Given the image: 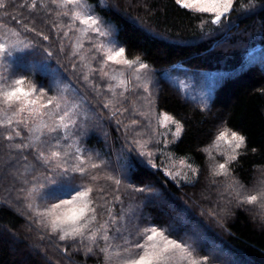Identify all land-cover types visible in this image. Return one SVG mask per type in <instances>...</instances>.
Listing matches in <instances>:
<instances>
[{
	"label": "trees",
	"instance_id": "trees-1",
	"mask_svg": "<svg viewBox=\"0 0 264 264\" xmlns=\"http://www.w3.org/2000/svg\"><path fill=\"white\" fill-rule=\"evenodd\" d=\"M5 3L9 7L0 10L1 25L18 29L22 37L39 43L40 37L24 32L13 17L25 22L35 21L37 30L51 37L50 42L44 43H53L58 50L59 41L53 25L61 24L62 17L49 10L54 9L50 0L45 9L39 8L40 0H37V8L31 12L21 7L30 4L31 0H5ZM88 3L93 6L94 13L113 28L114 37L126 49L127 58L139 57L155 74L176 65L192 70L226 71L206 110L182 99L178 90L167 81L160 79L157 84V110L167 111L184 125L171 152L188 158L198 169L197 178L190 185H175L161 170L144 164L127 152L129 139L116 125L103 123L86 134L75 133L86 150L85 155L87 152L94 156L99 154V160L108 164L105 171L92 170V174L99 177L95 186L104 190L94 193L99 205L97 226L107 219L109 207L114 215L123 217L118 223L119 232L116 227L108 230L110 236L116 237L109 241L115 248L116 245L124 247L123 236L135 243L140 231L152 224L162 229L174 228L172 238L191 243L193 236L187 228L189 224H195L207 242L195 243V254L209 256V264H264V210L259 205H238L235 193L230 195V189L226 187L234 177L244 186L245 193L252 194L264 180V71L256 64L239 68L248 50L264 46V0H255L254 7L245 10L240 5L247 4V0H235L229 19L222 20L219 26L212 25L207 14L179 8L175 0H88ZM202 20L207 21L203 26ZM59 34L63 37L61 31ZM63 42L64 55L54 56L48 63L96 106L98 101L107 98L99 78L89 76L102 91L98 96L83 80L85 68L78 59H75L76 69H72L67 58L71 51L68 39ZM41 60L42 56L35 53L26 57L29 64ZM16 74L19 75L20 70L17 69ZM26 74L38 83L47 85L49 82V77L39 71L33 75L30 69ZM98 114L101 115V111ZM223 126L246 137V146L229 165L228 177L213 176V167L206 158L208 147ZM19 130L26 140L27 130L23 126ZM4 134L5 130L0 129V264H117L116 260L105 261L99 250L104 241L85 254L84 244L58 241L37 223L21 191L26 189L27 171L36 169L35 164L38 166L36 153L32 149L19 152L10 148V144L24 140L13 134V140L6 141ZM126 157L133 166L117 192L116 186L104 178L105 173L114 174L124 165V160L126 163ZM79 182L82 181L77 174L74 183ZM140 187L146 190H135ZM117 195L119 201L115 200ZM159 197L165 201V206L158 202ZM176 213L188 224L178 223L174 218ZM134 218L138 220L136 223L129 222ZM209 244L213 250L208 249ZM215 247L228 259L220 258V251L215 253Z\"/></svg>",
	"mask_w": 264,
	"mask_h": 264
},
{
	"label": "snow or ice",
	"instance_id": "snow-or-ice-1",
	"mask_svg": "<svg viewBox=\"0 0 264 264\" xmlns=\"http://www.w3.org/2000/svg\"><path fill=\"white\" fill-rule=\"evenodd\" d=\"M48 3L49 0H40L38 6L45 9L48 8ZM50 3L54 9L49 10H54L57 17L68 18L66 25H53V29L57 32L56 40L59 41L58 50L53 43L47 45L44 43L50 42L51 37L37 30L34 26L35 21L25 22L13 17L17 25H22L24 32L40 37L39 43L22 37L18 29L0 25V129L5 130L3 138L6 141H12L13 134L24 140L19 130L20 126H23L28 133L27 139L22 143L10 144L9 147L19 152L32 149L36 153L35 160L44 169L32 177L30 186L21 189L28 209L39 217L37 223L47 229L51 235L56 236L59 241L75 242L79 239L82 245L87 241L85 254L93 251V246L97 245L98 240H103L104 246L99 250L103 253L106 262L117 260L119 264H209V256L198 257L195 254V239L188 243L172 238L171 233L175 231L174 228L162 229L152 224L140 231L135 243L125 238L124 247L116 245L113 248L109 241L116 237L110 236L108 230L109 227H116L119 232L118 223L123 217L114 215L109 207L107 219L99 222L97 226L99 205L94 199V193H102L104 190L95 186L94 182L99 177L92 174V170L102 166L107 167V162L99 160V154L95 157L91 153L85 155L86 150L80 146L79 137L75 135L74 129L77 128L78 123H81V117L87 119V100L65 82L63 76L49 72L48 62L54 56H63L64 39L74 36L71 39V51L67 54V58L72 63L73 70L77 67L76 58L79 59L81 66L88 69L83 75V80L99 96L101 94L99 85H94L89 79L90 74L96 69L92 68L86 55L82 54L84 41L88 40L91 44L92 59L102 58L99 72L102 79L107 78L109 81L106 90L111 93V98L105 99L104 108L115 109L111 112L112 115H116L119 111L116 106L122 103L118 97L124 98L126 92L133 87V79L136 82L134 87L142 88L144 93L151 96L149 65L142 62L139 57L127 58L126 49L118 46L112 38L111 27L93 13L88 0H50ZM234 3L235 0H175V4L181 9L207 14L210 23L214 26H219L222 20L229 19ZM254 3L255 0H247V4L241 3L240 7L242 10L250 9L254 7ZM8 7L9 4H6L5 0H0V10H7ZM21 7H26L29 12L34 11L37 8V0H31L30 4ZM206 22L202 20L201 25ZM5 28L7 31H4ZM60 31H63V37L60 36ZM33 53L41 55L42 60L39 63L33 61L29 64L26 62V57ZM110 64L130 70L132 79L126 78L125 71L107 70ZM17 69L20 70L19 75L16 74ZM30 69L33 75L39 71L45 76H50L48 84L38 83L30 78L26 74ZM117 89L121 91L118 93ZM139 115L148 120L149 128L153 120L156 121L158 128L174 125L175 131L171 133L173 142L179 139L183 132L184 125L180 120L167 111L157 113L152 103H148L146 111H139ZM139 123L136 119L131 120V126ZM125 131H128V126L125 127ZM152 131L160 135L165 144L168 143L166 134L158 133L156 129ZM146 135H148L147 131L137 133L132 138L131 145L140 157H146L148 163L156 167L152 160L153 151L149 147L151 137L145 139ZM45 136L48 137L47 141L44 139ZM52 140L55 141L54 144L50 143ZM46 144L48 147L45 150ZM214 145L217 148L225 145L227 151L224 153V162L216 164L212 174L228 177L229 165L237 160L240 155L239 150L246 146V137L232 128L223 126L215 136ZM24 159L27 157L25 156ZM97 160L99 162H96ZM185 160L186 158H181L180 164L190 169L192 177H196L198 169L186 164ZM132 166L130 158L126 157L124 165H121L114 174L105 173L104 178L111 181L118 192L119 186L127 178ZM77 174L82 181L79 185L74 184ZM165 175L172 179L182 178L188 183L192 182L188 173H182L180 170L165 169ZM25 183L29 182L25 181ZM226 187L230 189V195L235 193L238 205H259L264 210V180L259 182V186L252 194L245 193L244 186L234 177ZM135 190L144 192L146 189L140 187ZM100 199H103V196ZM119 199V195L115 196L116 201ZM38 200L55 202L41 211L36 203Z\"/></svg>",
	"mask_w": 264,
	"mask_h": 264
},
{
	"label": "rangeland",
	"instance_id": "rangeland-1",
	"mask_svg": "<svg viewBox=\"0 0 264 264\" xmlns=\"http://www.w3.org/2000/svg\"><path fill=\"white\" fill-rule=\"evenodd\" d=\"M91 7L93 10L92 5H91ZM93 13H94V11H93ZM60 22H61V24L66 25L68 23V18L62 17ZM104 23L106 25L110 26L106 22H104ZM4 31H7V29H4ZM111 32H112V38L116 41V39L114 37V30L112 27H111ZM61 35L63 36V31H61ZM72 38H74V36H72L70 38H66V39H68V46L70 47V49H71V39ZM117 44H118V42H117ZM84 45H85V47L82 50V54L86 55L88 62L91 64L92 68L96 69V71L92 72L91 74L94 76V78H96V77L99 78V80L101 82V88L103 90V93L104 94L106 93L107 98H111V93L107 92V90H106V85L109 83V81L107 80V78L102 79L100 72H99L100 59H102V58L97 57V59L93 60L92 59V52L90 51V49H91L90 42L88 40H85ZM118 46H120V45L118 44ZM76 59H78V58H76ZM250 64H256L259 66V68H261L264 71V46L255 47L253 49L248 50L246 52L245 57H244V61L239 68H245ZM112 69L125 71L126 78L132 79V72L130 70L124 69L120 65H111L110 64L108 66L107 70H112ZM48 71L49 72H56L58 76H63L57 69L53 68L52 66H50L48 68ZM85 72H88L87 68H85ZM225 72L226 71L222 70V69L192 70V69L186 68L183 65H176V66H174L172 68H168V69H166V70H164L158 74H155L152 70L149 69V74L151 77V83L149 85V87L151 89V96H148L146 93H144L142 88L134 87L136 82L133 79L132 80L133 87H131L130 90L128 92H126L125 97L124 98L118 97V99H121L122 103L118 104L116 106V108L119 109V111L116 112V115L111 114V112L114 111L115 109H111V108L105 109L104 108L105 100H102L100 102L98 101L97 102L98 104H96V106H94L93 104H90L91 102L88 101L83 96L84 94L82 95L81 92L78 89H76L77 92H79L80 96L84 97L87 100V119H84V117H81L80 118L81 123H78L77 128L74 129V132L76 133V135H80L82 133L86 134V133H88V130L92 131V128L96 129L100 126V124L102 126L103 123L105 125H113V126L116 125V128H120V130H122V132H125L124 133L125 136L127 137V139H129L128 140L129 142L127 143V146H128L127 152L134 154V156L137 157L138 159H140L144 164L150 165L152 167V165L148 163L147 158L146 157H140L139 153L134 150V146L131 145L132 138L137 133L147 131L148 135H146L144 138L148 139L149 137H151V142L149 144V147L153 151L152 160H153V163H155V165H156V167H153V168L161 170L164 175H165V169H169L172 171L180 170L182 173L187 172L189 175V179L192 181L191 183L186 182L182 178L172 179L166 175L165 176L177 186L190 185L196 180L197 176L192 177L190 169H187L186 167H184L183 165L180 164V159L186 158V157H178V156H175L173 154V152H171V146L178 140L177 139V140H175V142H173V137L171 135V133L173 131H175V126L169 125L166 128H158L156 121L153 120L151 127L149 128L148 120L143 119L139 115V111H141V110L146 111L148 103H152L155 111L157 113L159 112L156 108V96H157V91H158L157 90V86H158L157 84H158V81L160 79L167 81V83H169L172 87L177 89L180 96L182 97V99H184L187 102L192 103L193 105L199 107L202 110H206L209 108L214 90L217 87L218 82L220 81V78L223 76V74ZM48 77L50 80L51 77L50 76H48ZM64 80H65V82L68 81L65 78H64ZM181 86H183V90H181ZM120 91H121L120 89H117L118 93ZM134 109H135V111H134ZM99 111H101V115L98 114ZM133 119L138 120L140 123L136 126H131V120H133ZM126 126H128L127 132L125 131ZM153 129H156V131L158 133L166 134L168 143L165 144L163 142L162 137L160 135L154 133L152 131ZM44 139L47 141L48 137L45 136ZM157 141H160V142L157 143ZM50 143L54 144L55 141L52 140V141H50ZM62 143L66 144V141H62ZM47 147H48V145L46 144L45 150L47 149ZM110 147L112 148V146H110ZM111 148H109V149H111ZM226 151H227V146L221 145L219 148H217L213 142L212 145H210V147H208V149H207V157H206L208 163L210 164V167L214 168V166L216 164L223 163L224 159H225L224 153ZM88 154L89 153L87 152L86 156ZM185 163L191 164L192 167L196 168V166L188 158H186ZM123 164H125V160H124ZM38 166L40 167L39 163H38ZM38 166L35 164L36 169H32V171L30 169L31 172L27 171V181L29 183L28 184L25 183V188L30 186V182H31L32 177L34 175H38L39 171L41 169H42V171H44L43 168L40 167L41 168L40 169ZM107 166H108V164H107ZM106 168L107 167L102 166L101 168H99V170L105 171ZM74 184H76V183H74ZM76 185H79V184H76ZM94 199L96 200V197H94ZM53 202H55V201H53V200H38L36 203L39 206V210L42 211L44 208L49 206L50 203H53ZM158 202L164 206L166 205L165 201H163L160 197L158 198ZM172 211L174 212L173 209H172ZM31 214L33 216H35L33 214V212H31ZM134 217H135V215H134ZM35 218L37 220L39 219V217H37V216H35ZM174 218L181 225H184V224L187 225L188 224L187 223L188 221L185 218H182L181 216H179L178 213H176ZM137 221H138L137 218H134L132 220L129 219V222H135L136 223ZM45 230L48 232L47 229H45ZM187 230H188V233H190L193 236V239H195L196 243H198L199 245L207 243L205 241L202 230L197 225L189 224ZM51 237L52 238L55 237L58 240V238L56 236L51 235ZM125 238L129 239L128 237L123 236V239L121 241L123 242V240ZM137 238H134V239H137ZM102 241L103 240H98L97 244H99ZM111 241H113V240H111ZM76 242L78 244H81L79 239H77ZM130 242H133V241L130 240ZM83 244L86 247L87 241H84ZM212 248L213 247L209 244L208 249L211 250ZM214 250H215V253L217 251H220L218 249V247H215ZM218 254L220 255V258H222L223 260L228 259V257L225 256L224 254H222L221 251ZM116 263L119 264V261H117Z\"/></svg>",
	"mask_w": 264,
	"mask_h": 264
}]
</instances>
